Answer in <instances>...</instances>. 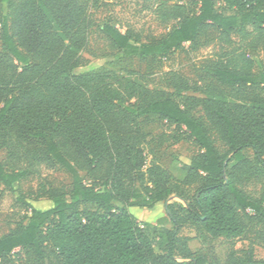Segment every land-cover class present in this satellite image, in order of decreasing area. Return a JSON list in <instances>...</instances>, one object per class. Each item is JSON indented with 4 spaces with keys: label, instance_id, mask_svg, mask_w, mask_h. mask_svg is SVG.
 Here are the masks:
<instances>
[{
    "label": "trees",
    "instance_id": "1",
    "mask_svg": "<svg viewBox=\"0 0 264 264\" xmlns=\"http://www.w3.org/2000/svg\"><path fill=\"white\" fill-rule=\"evenodd\" d=\"M187 1L155 0L157 19L175 22L156 41L141 44L110 23L99 25L122 58L166 57L208 27L245 42V49L202 66L201 82L172 74L171 92L108 70L74 72L94 26L92 0H0L8 9L0 12V185L16 192L14 184L40 164H60L70 174L66 186L43 188L51 201L46 209L18 196L29 214L0 236V261L19 249L59 264H264L251 249L209 259L181 243L175 252L183 223L202 239L232 240L245 232L247 210L264 221V181L257 197L239 186L240 173L251 167L264 179V68L254 70L246 51L260 47L264 57V0ZM183 91L203 96L181 102ZM150 116L198 149L178 174L146 163L141 122ZM191 183L187 200L183 185ZM170 194L185 204L165 206L171 229L157 228V252L156 227L138 221L130 207L152 208Z\"/></svg>",
    "mask_w": 264,
    "mask_h": 264
},
{
    "label": "rangeland",
    "instance_id": "2",
    "mask_svg": "<svg viewBox=\"0 0 264 264\" xmlns=\"http://www.w3.org/2000/svg\"><path fill=\"white\" fill-rule=\"evenodd\" d=\"M169 3H186L187 0H168ZM89 14L94 23L90 29L89 41L82 52V62L74 69L75 73L112 71L121 75L132 76L145 83L150 89H162L173 92L168 86V78L175 74L184 79L201 82L204 77L202 66L212 63L221 53L233 50L245 49V42L236 33H231L228 40L223 39L218 33L208 27L204 29L193 43L184 45L168 54L166 57L156 59H143L139 57L122 58L110 45L106 36L99 31V25L110 23L121 32H128L133 40L141 44L156 41L165 34L174 24V21L160 22L154 12L155 0H92L89 3ZM217 8L223 13L228 11L222 3H217ZM0 12L7 15L8 9L5 3L0 4ZM8 22L10 19L7 17ZM1 49V43H0ZM21 49V48H20ZM22 52L23 49H21ZM247 53L254 59V70L264 68L263 51L260 47L255 50L246 49ZM201 98L200 92L183 91L176 96L179 101H185V97ZM196 116L202 112L198 106L193 108ZM142 130L145 134L144 153L147 165L150 163L159 164L162 168L178 174V168L188 164L197 154V147L188 139H175L177 132L173 126L165 120L156 116L142 118ZM215 144L219 150H224L223 144L217 136L213 135ZM245 154L252 160V150L246 149ZM4 151L0 148V158H4ZM85 178V174L80 172ZM70 181V174L60 164L47 166L40 164L38 168L22 177L14 186L16 192L0 185V236L7 233L17 224L25 222L29 211L25 204L19 201L18 196H23L25 202L39 208L46 209L51 201L43 194V188L63 187ZM262 181L256 174L255 169L248 168L240 173L239 186L247 194L257 197L262 189ZM186 188V199L190 200L194 191V183L183 185ZM163 205L170 204L174 209L178 205H184L183 199L170 194ZM91 207V205H87ZM138 211L140 209H137ZM137 210H133L136 213ZM144 216L148 214L144 210ZM132 213V212H131ZM182 214V213H181ZM246 226L245 232L232 240L224 239H202L195 228L187 223L177 231L178 244L175 252L180 248L181 243L187 245L190 250L204 254L209 259L214 256L224 258L230 251L242 256L249 249L252 250L255 259H264V221H257L250 210L242 214ZM153 236L154 246L159 252L157 233L155 229ZM148 231H152L150 228ZM0 264H59L52 255L45 259L37 260L29 251L15 249L8 258L0 261Z\"/></svg>",
    "mask_w": 264,
    "mask_h": 264
},
{
    "label": "crops",
    "instance_id": "3",
    "mask_svg": "<svg viewBox=\"0 0 264 264\" xmlns=\"http://www.w3.org/2000/svg\"><path fill=\"white\" fill-rule=\"evenodd\" d=\"M165 206L161 201L157 202L152 208L147 207H130V211L136 217V219L140 222H146L150 225L157 227V228H165L171 229V223L169 220H166L167 213L165 210ZM137 209H140L139 211ZM133 210H137L136 213ZM144 210L148 211L146 217L144 216ZM164 220L163 222L159 223V220Z\"/></svg>",
    "mask_w": 264,
    "mask_h": 264
},
{
    "label": "built area",
    "instance_id": "4",
    "mask_svg": "<svg viewBox=\"0 0 264 264\" xmlns=\"http://www.w3.org/2000/svg\"><path fill=\"white\" fill-rule=\"evenodd\" d=\"M141 226H143V225H141Z\"/></svg>",
    "mask_w": 264,
    "mask_h": 264
}]
</instances>
